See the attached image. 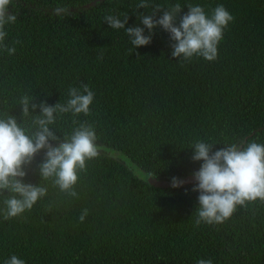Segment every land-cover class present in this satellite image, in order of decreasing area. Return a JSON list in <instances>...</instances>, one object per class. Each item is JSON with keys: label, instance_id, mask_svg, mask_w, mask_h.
Masks as SVG:
<instances>
[{"label": "trees", "instance_id": "trees-1", "mask_svg": "<svg viewBox=\"0 0 264 264\" xmlns=\"http://www.w3.org/2000/svg\"><path fill=\"white\" fill-rule=\"evenodd\" d=\"M92 1L10 5L17 20L5 26L4 43L16 52L0 50V119L11 115L31 128L40 110L30 107L22 116L23 96L35 97L36 104H65L69 88L87 84L95 93L89 115L58 113L50 128L62 140L81 123L92 125L99 156L79 172L77 197L40 177L44 150L34 156L24 183L46 187L47 194L18 217L5 220L0 213V264L12 255L25 264H264V202L237 206L223 223L197 225L194 182L160 188L136 176L143 171L171 182L193 174L202 163L191 159L198 141L214 144L213 152L264 144V0H145V9L136 8L141 0H102L85 6ZM177 3L181 15L188 5L209 16L223 5L233 15L215 61L172 57L174 42L159 26L150 44L130 53L125 31L104 22L107 15L127 14L125 28H143L137 12ZM58 6L69 13L54 14Z\"/></svg>", "mask_w": 264, "mask_h": 264}, {"label": "clouds", "instance_id": "clouds-1", "mask_svg": "<svg viewBox=\"0 0 264 264\" xmlns=\"http://www.w3.org/2000/svg\"><path fill=\"white\" fill-rule=\"evenodd\" d=\"M11 3L12 0H0V50L6 51L8 55L16 52L15 46L9 47L4 43L8 35L5 26L17 20V15L9 11ZM148 7L145 0L136 5L137 9ZM68 9L58 6L53 12L63 15L69 13ZM181 10V5L177 3L168 10H162L160 5H155L152 13L147 15L137 12L143 28H125L127 14L123 15V19L116 15H107L104 22L111 29L125 31L133 46L130 53L134 48L150 44L153 29L159 26L174 42L170 45L172 57L188 61L195 56L209 62L215 61L218 44L224 37V30L234 20L233 15L223 5L216 6L210 16L199 5H188L187 12L183 15ZM161 11L162 15L156 18ZM145 28L148 35L144 34ZM13 43L19 44L20 41ZM138 57L140 56L137 55ZM68 95L70 99L65 104L58 102L51 106L43 101L39 104L32 103L35 97L23 96L20 100L22 116L30 115V107L33 111L37 108L40 110L39 115H32L31 128L22 127L11 115L0 119V196L4 197L5 206L0 209V213L5 220L31 210L47 194L46 187L24 183L27 175L25 167L32 163L34 156L41 150H44V157L38 165L40 177L51 179L54 186L71 197L78 195L74 189L79 172L86 169L87 161L99 156L97 136L92 125L81 123L73 129L70 136H65L62 140L50 128L58 113L89 115V106L95 93L87 84H82L80 88H69ZM51 141L56 142L55 146ZM213 145L198 141L192 147L194 152L191 159L202 161L199 170L193 173L194 185L191 189L199 193L197 225L201 222L223 223L233 215L237 206L244 207L247 202L257 200L264 202V144H230L214 152ZM148 175L156 178L152 173ZM183 184L184 181L171 178L173 188ZM87 215L88 210L84 209L79 220L83 222ZM4 264H25V261L12 255ZM196 264H213V261L198 259Z\"/></svg>", "mask_w": 264, "mask_h": 264}, {"label": "water", "instance_id": "water-1", "mask_svg": "<svg viewBox=\"0 0 264 264\" xmlns=\"http://www.w3.org/2000/svg\"><path fill=\"white\" fill-rule=\"evenodd\" d=\"M102 0H93L92 2H90L89 4L85 5L90 6V5H94L96 2H99ZM115 156H119L120 154L118 152H113ZM125 159L132 164L131 161H129V159L127 157H125ZM136 176L140 179H142L143 181L147 182L148 184H151L155 187H160V188H168V187H172L171 186V182L170 181H166V180H157L155 178H150L146 173H144L143 171H141L140 173H136ZM182 181H184V184H189V183H193L194 179H193V174L186 176L185 178L181 179Z\"/></svg>", "mask_w": 264, "mask_h": 264}, {"label": "rangeland", "instance_id": "rangeland-1", "mask_svg": "<svg viewBox=\"0 0 264 264\" xmlns=\"http://www.w3.org/2000/svg\"><path fill=\"white\" fill-rule=\"evenodd\" d=\"M124 159H125V157H124ZM126 160V159H125ZM127 161V160H126ZM128 162V161H127ZM141 171H139V172H136V173H140Z\"/></svg>", "mask_w": 264, "mask_h": 264}]
</instances>
